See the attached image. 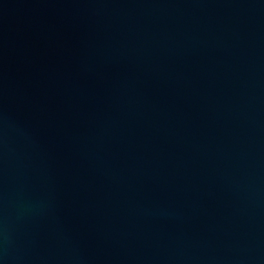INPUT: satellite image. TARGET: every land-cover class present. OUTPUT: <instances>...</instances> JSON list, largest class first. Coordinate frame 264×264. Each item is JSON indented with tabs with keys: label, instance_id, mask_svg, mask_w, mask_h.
Returning <instances> with one entry per match:
<instances>
[{
	"label": "water",
	"instance_id": "obj_1",
	"mask_svg": "<svg viewBox=\"0 0 264 264\" xmlns=\"http://www.w3.org/2000/svg\"><path fill=\"white\" fill-rule=\"evenodd\" d=\"M0 264H264V0H0Z\"/></svg>",
	"mask_w": 264,
	"mask_h": 264
}]
</instances>
